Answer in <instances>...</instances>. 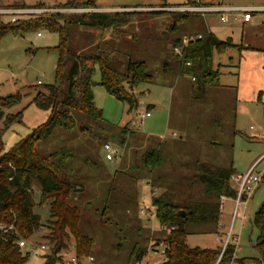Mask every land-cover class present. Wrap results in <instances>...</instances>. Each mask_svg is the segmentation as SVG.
<instances>
[{"label": "rangeland", "instance_id": "rangeland-1", "mask_svg": "<svg viewBox=\"0 0 264 264\" xmlns=\"http://www.w3.org/2000/svg\"><path fill=\"white\" fill-rule=\"evenodd\" d=\"M67 1L0 0V19L5 23L44 12L89 11L54 8ZM183 1L95 0L98 8L114 9L96 11L115 12L119 16L127 12V23L109 30L74 26L70 33L76 50L89 52L97 44L107 46L119 67L123 68L131 58L142 60L151 74V80L140 82L133 88L138 105L129 111L127 102L116 98L98 84L101 76L96 65L92 77L96 82L93 86L94 102L102 111L108 127H97L93 135L84 137L78 125L71 131L56 126L45 140L37 144L44 154L63 146L71 150L70 166L81 178L83 188L82 193L72 196L81 197L75 200L83 214L80 229L93 237L92 255L98 264H130L129 261L134 258L132 248L135 241L139 245L149 246L141 255L143 264H161L164 260V243L150 246L151 242L165 236L155 216L152 197L168 191L169 187L173 189L172 192H177L178 183L183 187L192 182L197 174L196 161L218 167L228 166L232 162L235 169L233 176L240 178L264 153V140L258 136L264 132L263 108H254L253 105L236 107L237 48L229 47L223 52L214 50L212 64L219 71L220 86L210 87L199 98L192 96L189 75L178 73L175 68L173 45L177 38L183 40L196 36L208 30L206 26H209L218 39H230L236 44L241 18L229 14L227 23H222L218 14L187 10L200 5L196 0L190 5H183ZM200 1L216 4L221 0ZM255 2L264 3V0H223L228 6H246ZM22 3L28 6L42 3L47 8H19ZM125 6L128 8H120ZM170 12L189 15L177 22L173 29L174 19ZM58 43V34L47 30L30 31L23 36L7 33L0 37V97L18 94L19 101L7 108L5 114L10 117L21 113L20 120L8 126L4 125L3 119L0 120V156L47 120L49 112L38 109L32 99L36 92L56 83L58 56L54 47ZM165 62L172 65L168 72L162 70ZM146 111L150 115L141 121L138 114ZM124 125L133 129L135 135L126 137V142L120 144L116 135ZM140 135L150 136L154 142L151 144L138 137ZM104 142L115 150L112 161L105 158ZM149 146L159 148L163 159L161 166L155 169L144 167L141 162L142 153ZM254 174L264 175V159L257 164ZM230 185L236 189L238 182L233 180ZM200 189L197 184L193 186L195 196L202 194L201 185ZM32 198L35 202L33 211L40 216L43 228L34 232L29 239L49 246L46 237L49 231L45 225L49 218V201L40 203L42 196L37 184L32 185ZM263 203L264 178L246 206L248 220L240 222L237 218L235 221L233 233L238 236L235 249L237 258L261 259L260 252L255 248L258 233L252 220ZM104 205L106 213L103 214L101 210ZM233 207V197H225L217 233H190L186 244L200 248L221 247L215 236L226 233ZM0 226L4 227L5 224L0 223ZM74 243L71 236L68 241L71 252ZM22 251L29 253L24 264L43 263V253L40 251H30L28 248H22Z\"/></svg>", "mask_w": 264, "mask_h": 264}, {"label": "trees", "instance_id": "trees-1", "mask_svg": "<svg viewBox=\"0 0 264 264\" xmlns=\"http://www.w3.org/2000/svg\"><path fill=\"white\" fill-rule=\"evenodd\" d=\"M183 5L194 4L195 0H185ZM19 8L42 9L47 8L39 3L34 6L20 4ZM55 9H87L85 12H44L40 15H29L27 18L2 22L0 19V37L7 33L23 36L30 31L47 30L57 33L59 43L54 50L57 52L56 83L47 85L43 91H38L32 103L40 110L48 111L47 120L33 129L29 135L13 145L0 156V264H24L29 253H23L18 246L20 236L29 238L43 228L40 216L34 213L35 202L32 198V185L37 184L41 191V202L49 201V218L46 228L49 234L51 255H43L41 264H57V257L61 251H68L70 237L75 243L72 252L78 261L92 255L94 239L80 229L82 209L76 203L72 194L82 193L81 178L70 166L72 152L66 147L44 154L37 144L45 140L56 126L71 131L78 125L84 137L93 135L94 130L107 128L102 111L94 102L93 86L96 82L92 77L97 65L100 70L99 85L113 94L116 98L127 102L129 111L135 109L138 100L132 92L140 82L151 80L147 64L142 60L129 59L124 67L116 64V58L107 46L97 44L92 51H78L71 42L70 33L74 26L98 27L100 29H115L127 23V12L118 13L96 11L95 0H68L56 5ZM174 19L172 28L177 22L183 21L188 13L170 12ZM120 17V18H119ZM201 38L190 41L182 50V56L175 55L176 70L189 75L192 85V96L199 98L210 87H218L219 71L213 68L212 55L214 50L223 52L229 47L240 48L230 39L220 40L211 31H201ZM196 35V36H197ZM177 38L173 48L181 44ZM189 62V65L186 63ZM122 68V69H121ZM169 62L163 64L162 70L170 71ZM235 88V87H234ZM19 101V95L13 94L0 97V120L8 126L13 121H19L21 113L7 116L5 110ZM88 122L87 124H85ZM110 130V129H109ZM134 130L128 125L120 127L117 140L120 144L126 142V137H134ZM113 136V135H112ZM143 137L151 144L154 139ZM97 138L100 137L97 135ZM108 143L104 142L103 144ZM142 165L153 169L160 167L162 156L157 147H147L141 156ZM197 174L194 180L181 187L178 183L177 192L168 191L152 197L155 216L164 227L165 236L151 242V247L164 243V260L161 264H264V203L257 209L252 225L257 230L255 248L260 252L261 259L235 257V246L228 245L220 255V247H189L186 238L194 232L217 233L220 201L219 197H235V189L230 185V178L235 174L232 162L228 166H214L207 162L196 161ZM264 178V176H263ZM158 179H161L159 177ZM202 187V194L195 196L193 186ZM176 189L174 186H172ZM170 189V190H169ZM201 190V189H200ZM171 191V192H170ZM109 193V190H108ZM107 193V194H108ZM186 211L185 216L179 211ZM190 212V213H189ZM101 213H106V205ZM12 225L14 229L7 227ZM149 246L134 242L133 260L130 264L141 261V255ZM95 260V259H94ZM98 264V263H96Z\"/></svg>", "mask_w": 264, "mask_h": 264}, {"label": "built area", "instance_id": "built-area-1", "mask_svg": "<svg viewBox=\"0 0 264 264\" xmlns=\"http://www.w3.org/2000/svg\"><path fill=\"white\" fill-rule=\"evenodd\" d=\"M197 3L200 5L187 8V10H199L206 13H215L220 16L222 22H226L227 16L232 14L235 18L240 17L242 21L247 22L251 18V12L253 9L249 7H242V6H226L222 4H202L199 0H196ZM201 38L200 35L184 38L179 46L173 48V53L178 56H182V50L185 46L188 45L190 41L194 39ZM189 65V62L186 63ZM139 118L141 121L150 115L149 111L145 113H139ZM259 136V139L264 140V132H262ZM103 148L105 150V158L109 161H112L115 156L114 148L109 144H103ZM264 159V153L256 160V162L247 170V172L242 175L240 178H236L231 176V181H237L238 186L235 189V197L234 199V207L230 217V224L228 225V229L226 233L217 234L215 239L217 242L221 243L220 247V255L223 254L225 248L228 245H234L235 249L238 243V236L233 233V227L237 218L240 219V222H244L248 220V215L246 213V205L249 199L251 198L252 194L254 193L256 187L262 182L264 175L254 174V170L257 164ZM225 197L221 196L220 199V209L223 208ZM220 225V223H219ZM0 228H5L0 226ZM8 229H14L12 225L7 227ZM161 229L164 227L161 226ZM18 246L22 248H28L30 251H40L43 255H51V249L49 246L45 245L44 243H36L29 238H25L20 236L17 240ZM164 254V253H162ZM57 257V264H96L93 256H88L82 261H78L75 254L71 251H61L56 254ZM133 264H143L142 261L135 262Z\"/></svg>", "mask_w": 264, "mask_h": 264}, {"label": "crops", "instance_id": "crops-1", "mask_svg": "<svg viewBox=\"0 0 264 264\" xmlns=\"http://www.w3.org/2000/svg\"><path fill=\"white\" fill-rule=\"evenodd\" d=\"M185 2L184 0L182 3ZM199 2L202 3L200 0ZM216 4L226 5L223 0ZM242 7H249L253 11L249 21L240 20L239 23V39L236 42V45H240V48H237L239 56L237 64L238 86L234 89L236 107L253 105L254 108L261 107L264 110V3L255 2ZM97 9L101 11L114 10ZM206 27L208 31H211L209 26Z\"/></svg>", "mask_w": 264, "mask_h": 264}, {"label": "water", "instance_id": "water-1", "mask_svg": "<svg viewBox=\"0 0 264 264\" xmlns=\"http://www.w3.org/2000/svg\"><path fill=\"white\" fill-rule=\"evenodd\" d=\"M190 213V212H189ZM179 215H181V216H185L186 215V211H184V210H181V211H179ZM157 245V244H156Z\"/></svg>", "mask_w": 264, "mask_h": 264}]
</instances>
